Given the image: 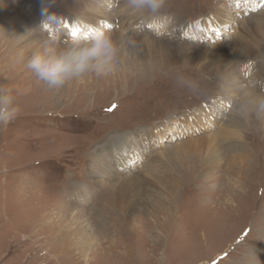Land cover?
Returning a JSON list of instances; mask_svg holds the SVG:
<instances>
[{"label": "rangeland", "instance_id": "374dc122", "mask_svg": "<svg viewBox=\"0 0 264 264\" xmlns=\"http://www.w3.org/2000/svg\"><path fill=\"white\" fill-rule=\"evenodd\" d=\"M106 1L52 0L63 42L78 19L146 35L154 49L129 48L117 78L52 89L26 67L50 33L22 36L44 19L42 0H0V85L13 86L21 106L0 127V264H264V121L223 135L233 96L222 100L213 86L193 95L174 82L181 69L202 77L206 54L249 34L259 68L234 60L222 75L264 94V0H169L159 37L141 32L139 18L126 32L121 0L105 14ZM197 51L193 65L172 59ZM212 149L219 164L207 168Z\"/></svg>", "mask_w": 264, "mask_h": 264}, {"label": "clouds", "instance_id": "9594fccd", "mask_svg": "<svg viewBox=\"0 0 264 264\" xmlns=\"http://www.w3.org/2000/svg\"><path fill=\"white\" fill-rule=\"evenodd\" d=\"M42 4L41 15L44 19L41 24L26 29L22 34L30 35L37 27L50 33L40 40L27 60L26 67L38 81L49 88L60 89L69 81L89 75L97 78L118 77L122 61L129 55V48L136 47L137 40L133 35L120 32L117 37V32L110 27H84L65 43L61 39L58 16L49 12L52 0H42ZM0 6L3 4L0 3ZM106 6L111 10V0H108ZM168 8L169 0H121L117 10L139 18L141 32L146 26L159 37L164 35L171 22ZM77 23L82 21L77 19ZM141 38L145 41L149 39L146 35ZM177 72L175 84L193 95L202 94L209 86H213L218 93L232 95L234 86L239 82V77L227 78L219 72L215 75L204 74L202 77L193 76L186 69ZM128 86L127 82H121L118 91H124ZM17 95L13 86L0 85V127L7 126L20 115L21 106L17 103ZM233 104L234 114L240 120L255 118L264 121V94L256 92L250 83L247 87H240L233 95Z\"/></svg>", "mask_w": 264, "mask_h": 264}, {"label": "bare ground", "instance_id": "6f19581e", "mask_svg": "<svg viewBox=\"0 0 264 264\" xmlns=\"http://www.w3.org/2000/svg\"><path fill=\"white\" fill-rule=\"evenodd\" d=\"M107 2V1H106ZM121 3V2H120ZM107 5V3H106ZM105 5L104 8H102V10L104 11L103 13L106 12L107 10V6ZM107 13V12H106ZM105 13V14H106ZM121 14V13H120ZM94 13L90 12L89 16H93ZM127 14H123V16H121L120 21H119V26H125V30L126 32H132V30H130V27L128 26L129 23H132L130 25H134L136 26V23L138 22V18L136 17H131V16H125ZM120 17V16H119ZM132 21V22H131ZM117 31V30H116ZM132 35V34H131ZM119 36V33H117V37ZM135 39L137 40V44L136 47H132V51L133 53H141L142 51H147V50H153L154 48L151 47L149 45V41H142L141 38H137L135 37ZM250 37L249 34H247V36L245 37V40L239 39V40H235L233 42L229 41V45L227 46V44H223L222 47H220L219 49L216 50L215 52V57H212L209 54H206V56L209 58V60H206L204 62V64L202 63V65H204L203 67L201 66L202 69H204V71L206 72V74L209 75H215L217 72L221 73V75L226 72L227 70H229V68H231L235 63L234 60L239 62V64L244 65V67H249V68H259V61L256 60L257 57V51L252 47V45L249 43L250 42ZM201 52L197 51L194 54L192 53V55H186L184 54L183 56H175L174 53L172 55V59L175 61H179V62H183V64L185 63V65H193L195 64V62H197V60L200 58L201 56ZM204 55V54H203ZM169 55L165 54L164 58L165 60V64H170L171 61L173 60H169ZM182 57L183 60H179V58ZM201 64V63H200ZM261 66V65H260ZM128 70V69H127ZM252 70V69H251ZM122 71V70H121ZM126 71V70H125ZM130 71V70H129ZM254 72V71H253ZM243 83L240 85H236L233 88V93L232 95L225 93L224 98L223 99H227V97H231L233 96L236 92H238L240 90V87H242ZM220 95V94H219ZM222 96V95H221ZM220 100V99H219ZM222 102V101H221ZM222 108H225L224 106L221 105ZM226 126L224 127V131H222L223 135H230V132H227L226 129H230V128H238L240 127V125H244L243 120H240L239 118L235 117H230L227 120ZM240 143V142H239ZM242 143V142H241ZM236 146H239L240 144L235 143ZM212 154V155H211ZM243 159V158H242ZM219 160H220V155H219V151L218 149H212L211 153L209 154V156L207 157V162H206V167L210 168L212 165H218L219 164ZM240 182V181H239ZM238 182H235V184ZM117 198L119 200L118 203V207L119 209H121L124 214L130 218L131 215L133 214V210H134V205H130L127 203V200L125 198V193L124 191L120 190L117 194ZM167 199V198H166ZM172 198H169V201ZM57 246V245H56ZM68 245H65L63 247H67ZM62 247V246H61ZM81 248V247H80ZM70 249V248H69ZM78 249V248H77ZM82 249V248H81ZM58 251V250H57ZM60 251V250H59ZM68 251V250H67ZM85 252V251H84ZM64 253V252H63ZM83 254V252H82ZM69 256V254H68ZM67 257V256H66ZM73 259V258H72ZM81 260V259H80ZM84 260V259H83ZM86 260V259H85ZM87 261V260H86ZM84 261V262H86ZM82 263V262H81ZM80 263V264H81ZM83 264V263H82ZM108 264V263H107Z\"/></svg>", "mask_w": 264, "mask_h": 264}, {"label": "snow or ice", "instance_id": "6c2138e0", "mask_svg": "<svg viewBox=\"0 0 264 264\" xmlns=\"http://www.w3.org/2000/svg\"><path fill=\"white\" fill-rule=\"evenodd\" d=\"M82 30H83V28L81 27V25L77 23V24L73 27V29H72V31H71V35H77V34H79V32L82 31Z\"/></svg>", "mask_w": 264, "mask_h": 264}]
</instances>
